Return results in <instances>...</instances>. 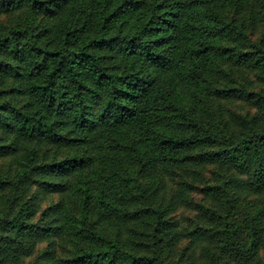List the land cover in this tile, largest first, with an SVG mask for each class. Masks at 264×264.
I'll use <instances>...</instances> for the list:
<instances>
[{"label": "trees", "instance_id": "trees-1", "mask_svg": "<svg viewBox=\"0 0 264 264\" xmlns=\"http://www.w3.org/2000/svg\"><path fill=\"white\" fill-rule=\"evenodd\" d=\"M0 264H264V0H0Z\"/></svg>", "mask_w": 264, "mask_h": 264}]
</instances>
